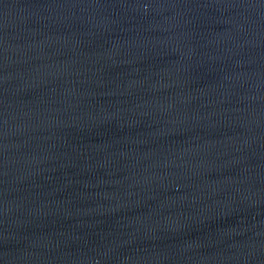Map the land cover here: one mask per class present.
Returning a JSON list of instances; mask_svg holds the SVG:
<instances>
[{
    "label": "water",
    "instance_id": "obj_1",
    "mask_svg": "<svg viewBox=\"0 0 264 264\" xmlns=\"http://www.w3.org/2000/svg\"><path fill=\"white\" fill-rule=\"evenodd\" d=\"M0 264H264V0H0Z\"/></svg>",
    "mask_w": 264,
    "mask_h": 264
}]
</instances>
